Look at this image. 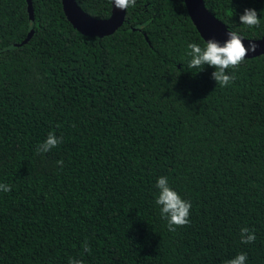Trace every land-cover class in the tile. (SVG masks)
I'll list each match as a JSON object with an SVG mask.
<instances>
[{
	"label": "trees",
	"instance_id": "1",
	"mask_svg": "<svg viewBox=\"0 0 264 264\" xmlns=\"http://www.w3.org/2000/svg\"><path fill=\"white\" fill-rule=\"evenodd\" d=\"M31 2L33 20L26 0H0V184L12 186L0 264H226L241 252L264 264V53L221 87L215 66L189 67L187 45L207 43L184 0H136L102 37L78 32L61 0ZM76 2L111 13V0ZM204 4L238 35H264V0ZM249 8L260 25L240 23ZM49 133L63 142L38 150ZM162 176L192 205L175 232L156 203Z\"/></svg>",
	"mask_w": 264,
	"mask_h": 264
},
{
	"label": "clouds",
	"instance_id": "2",
	"mask_svg": "<svg viewBox=\"0 0 264 264\" xmlns=\"http://www.w3.org/2000/svg\"><path fill=\"white\" fill-rule=\"evenodd\" d=\"M115 7L124 10L129 7L136 6V0H114ZM262 11V10H261ZM240 23L251 28L260 25V16L254 8L245 9L243 15L239 17ZM228 39L223 45L215 39H211L202 48L199 44L193 42L187 45L191 51L189 55L193 58L189 64L191 68H198L203 64H209L218 68V71L213 75L219 82L221 87L228 86L235 79L234 74H225L226 69H236L245 59L249 50L255 52L257 44L252 42L250 47L245 46L241 37L235 31L229 33ZM63 140H58L54 133H49L46 142L40 146L38 150L48 151L51 148L61 144ZM58 164L63 165V161H58ZM157 186L162 189L156 203L164 205L162 211L168 214V230L175 232L178 227L186 226L190 223L189 215L191 209V202L184 200L177 191L169 188L166 177L162 176ZM12 186L9 184H0V191L8 193L11 192ZM240 242L242 244H251L256 240V234L248 227H243L240 230ZM82 251L91 254V247L84 242ZM247 260V253L241 252L235 258L226 261V264H245ZM76 264H83V261H77Z\"/></svg>",
	"mask_w": 264,
	"mask_h": 264
},
{
	"label": "water",
	"instance_id": "3",
	"mask_svg": "<svg viewBox=\"0 0 264 264\" xmlns=\"http://www.w3.org/2000/svg\"><path fill=\"white\" fill-rule=\"evenodd\" d=\"M27 1V11L31 20L34 19L31 0ZM185 7L191 22L199 33L200 37L207 43L215 39L223 45L230 39L231 30L214 16L205 6L204 0H184ZM62 10L71 25L80 33L87 36L102 37L113 33L119 28L125 17L126 9L121 10L115 7L114 0H111V13L109 17L100 19L85 13L77 4L76 0H61ZM32 30L21 42H26L31 36ZM246 48L252 42L257 44L255 52L249 50L245 58L255 57L264 53V35L257 39L245 38L239 35Z\"/></svg>",
	"mask_w": 264,
	"mask_h": 264
}]
</instances>
